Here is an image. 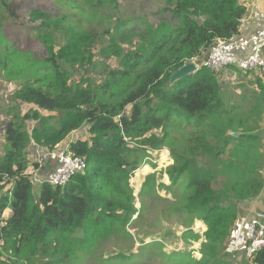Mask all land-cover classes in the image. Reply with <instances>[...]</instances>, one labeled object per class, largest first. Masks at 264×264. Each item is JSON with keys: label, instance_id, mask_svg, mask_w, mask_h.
Segmentation results:
<instances>
[{"label": "trees", "instance_id": "16d2710c", "mask_svg": "<svg viewBox=\"0 0 264 264\" xmlns=\"http://www.w3.org/2000/svg\"><path fill=\"white\" fill-rule=\"evenodd\" d=\"M53 1L77 5L92 26H63L66 15L54 17L52 8L37 6L27 15L26 0H0V40L11 32L4 30L5 21L22 29L23 17L47 52L40 58L29 44L6 52L0 70L21 80L13 99L31 107L9 112L14 117L5 133L0 185L11 188L0 197V217L8 210L10 215L0 227V264H79L96 254L109 262L152 260L150 253L162 251L164 241L150 228L140 230L137 254L117 250L105 258L102 247L111 239H132L130 227L139 216L130 179L145 151L168 145L176 137L169 130L183 126L196 133L172 151L168 174L173 187L183 188L181 210L207 231L198 262L188 250L162 257L171 264H235L228 246L241 206L264 191L262 139L253 118L264 111V79L257 80L261 100L255 113L244 116L237 105L225 106L217 75L200 63L218 40L240 34L248 11L244 0H163L155 23L146 11L118 18V0ZM104 20L110 27L101 41L95 22ZM113 59L116 66L94 76L99 61L105 67ZM194 60L198 70L170 84L172 74ZM67 140L68 153L83 158L88 169L65 187L43 183L36 190L26 175L36 165L30 150L53 152ZM243 264H264V250Z\"/></svg>", "mask_w": 264, "mask_h": 264}, {"label": "rangeland", "instance_id": "374dc122", "mask_svg": "<svg viewBox=\"0 0 264 264\" xmlns=\"http://www.w3.org/2000/svg\"><path fill=\"white\" fill-rule=\"evenodd\" d=\"M26 2L27 15L31 9L37 6L45 9L52 8V14L54 17L66 15V21L63 23V26L72 23L83 24V26H92L85 18L81 17L79 13H77V9L75 8L77 5L71 7L67 3L63 4L62 2H54L53 0H26ZM118 2V18H138L141 12L146 11L152 23H155V20L157 19L156 12H158L164 5L163 0H118ZM82 3L83 0H78L77 2L79 5H82ZM24 15L25 11L21 16ZM4 19L5 18L1 15V21ZM19 22L20 25L21 23L24 25L22 29L16 25L13 26V24L8 21H5V23L8 24L7 26L3 24L5 26L4 30H9L11 32L3 40V42L0 40V43L3 44H0L2 47L0 51V70L5 65L7 60L4 53L9 52L14 54L18 49H25L28 44L33 49L34 55L44 58L47 54L46 49L37 40L34 25L30 22V20L28 22V20L22 17L19 19ZM95 27L99 32L100 40H107L108 35L105 34V31L110 27L108 20H104L102 23L95 22ZM62 29L63 27L58 31V33H56L57 40H60ZM6 46H8V49L5 48ZM114 60L115 59L107 62L105 67H103L102 64L103 61H99L100 66L96 68L97 71L94 72V76H103L105 73L104 68L116 66L117 62ZM194 62L195 61L191 63ZM240 72L236 71L238 74L234 73L233 76H228L229 79L221 78V74L217 75V77L222 89L225 106L230 107V103L237 105L244 116L250 117L253 113H255L253 107L261 100L259 92L257 91L259 85L256 79H251L250 77H247L248 75H242V73L239 74ZM21 85V80L9 78L7 72L5 75L0 71V159L6 153L5 150L7 141L5 133L7 126L14 117V115L9 114L10 110H19V112L23 114L27 113L31 109L30 106L16 104L13 99L15 93ZM253 118L259 122V124H257L259 125V130L256 135H259L262 139L260 145H262V151L264 153V136L261 135L263 132L260 131L261 128L264 127V111H262L261 117L253 115ZM195 133L196 131L191 127L185 129L183 126V130L180 132L175 129H170L169 134L176 137L168 145L161 149H147V151H145L141 163L142 165L136 170L130 179V188L136 198V207L138 210L136 219L139 216L138 221L130 227L132 239H120L118 243L111 239L104 247H102L105 258H107V256H111L112 253L117 250L137 254L138 251H140V236L138 237V234L140 233V230L142 231L150 228L153 229L151 235L161 234L164 243H166V245L163 243V246L160 244L162 251L159 253L157 251L151 252L150 255L153 259L141 260V262L140 260H127L124 262L113 260L109 262L106 259H99L96 254V257H86L85 259L80 260L79 264H171L170 262L164 260L162 256L175 253L179 250H188L191 252V257L194 258L196 262L202 258L200 250L202 248V243L205 242L207 227L197 218L193 219L192 216H188L181 210L184 200L183 188L173 187L168 174L169 167L174 165L172 151L181 150L185 142L184 141L182 143V141ZM82 134L83 132L76 133L72 138H77L78 135L82 136ZM159 134L163 135L161 131ZM65 144L68 145L69 140H67L63 145ZM134 146V144H131V148H134ZM29 155L31 156V160L34 161V164H36L34 167L36 170L31 169L30 171H32L34 187L37 190L41 185L43 178H45L49 173L47 174L46 172H43L46 169V163L42 161L39 162L44 155L42 151L32 148ZM4 187L5 189L1 190V188ZM10 188L11 187L7 186L5 183L1 184L0 197ZM257 200L259 201L258 203ZM255 203H257V205H255ZM261 211H264V191L255 201L248 202L241 206L240 220H247V218ZM9 214L10 212L8 210V215ZM238 228L239 226L234 231V236ZM188 231H190V233L186 235L183 234ZM234 236L228 246V251L234 256L235 264H243V262L251 255V244L235 243ZM144 240L147 243H151V238H145ZM130 248H133L134 250L132 252H128L127 250Z\"/></svg>", "mask_w": 264, "mask_h": 264}, {"label": "built area", "instance_id": "2783aa9c", "mask_svg": "<svg viewBox=\"0 0 264 264\" xmlns=\"http://www.w3.org/2000/svg\"><path fill=\"white\" fill-rule=\"evenodd\" d=\"M200 66L208 68L216 75L222 74L229 67H236L244 72L260 71L264 79V27L250 36L239 34L229 40H218ZM36 149L43 152L39 147ZM68 152V145H61L57 146L53 152L43 153V158L39 162H54L55 166L43 178L41 184L49 183L53 188H62L67 186L76 175L86 172L88 169L86 161ZM31 169L36 170L34 167L30 168L26 175L31 176L33 183ZM6 218V212H4L0 217V227L3 226ZM238 226L234 236L235 243L251 244V255L264 250V211L255 213L247 220L238 221Z\"/></svg>", "mask_w": 264, "mask_h": 264}, {"label": "crops", "instance_id": "0c3cea01", "mask_svg": "<svg viewBox=\"0 0 264 264\" xmlns=\"http://www.w3.org/2000/svg\"><path fill=\"white\" fill-rule=\"evenodd\" d=\"M244 5L248 8V11H247V14H246V17L243 21V24L241 26V29H240V35L242 36H250L254 33H256L257 31L261 30L263 27H264V0H244L243 1ZM237 70H234V69H226L222 74H221V78L225 79H229L228 76H233V74H238L236 73ZM240 72V71H238ZM242 75H248L247 77H250L251 79H256L258 80V78H260L261 73L260 72H240L239 74ZM259 73V74H258ZM260 75V76H258ZM258 77V78H256ZM263 80V79H262ZM259 92V95H261V88L260 86L258 87V90ZM232 106L233 104L230 103ZM261 132V135L264 136V127L261 128L260 130ZM42 150V149H41ZM47 151L43 150L42 153H46ZM45 170L43 172H46L47 174L49 172L52 171V169L54 168V162H45ZM50 163V164H49ZM259 201L257 200V203ZM257 203H255V205H257ZM10 215V214H9ZM8 211H6V216H8Z\"/></svg>", "mask_w": 264, "mask_h": 264}, {"label": "water", "instance_id": "95a60500", "mask_svg": "<svg viewBox=\"0 0 264 264\" xmlns=\"http://www.w3.org/2000/svg\"><path fill=\"white\" fill-rule=\"evenodd\" d=\"M196 71H197V66L195 63L186 64L185 66L180 68L177 72L172 74V76L170 78V84H173L179 80H182V79L186 78L187 76L193 74ZM232 136L235 138L238 137L237 134H232Z\"/></svg>", "mask_w": 264, "mask_h": 264}, {"label": "bare ground", "instance_id": "6f19581e", "mask_svg": "<svg viewBox=\"0 0 264 264\" xmlns=\"http://www.w3.org/2000/svg\"><path fill=\"white\" fill-rule=\"evenodd\" d=\"M204 67V66H203ZM206 68V67H205ZM234 69V70H238V71H240L238 68H236V67H229V69ZM206 69H208V68H206ZM197 70H198V67H197ZM209 70V69H208ZM242 72H244V71H242ZM248 72H255V71H248ZM258 72H260V71H258ZM245 73V72H244ZM261 73V72H260ZM75 178V177H74ZM37 180V179H36ZM38 183V182H37ZM48 185H49V183H47Z\"/></svg>", "mask_w": 264, "mask_h": 264}, {"label": "clouds", "instance_id": "9594fccd", "mask_svg": "<svg viewBox=\"0 0 264 264\" xmlns=\"http://www.w3.org/2000/svg\"><path fill=\"white\" fill-rule=\"evenodd\" d=\"M66 145V144H65ZM6 212V211H5Z\"/></svg>", "mask_w": 264, "mask_h": 264}]
</instances>
